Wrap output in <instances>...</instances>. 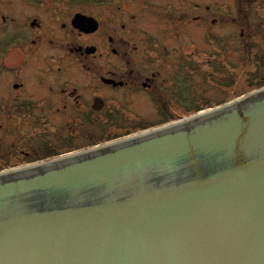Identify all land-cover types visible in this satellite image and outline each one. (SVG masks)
<instances>
[{
  "label": "water",
  "instance_id": "obj_1",
  "mask_svg": "<svg viewBox=\"0 0 264 264\" xmlns=\"http://www.w3.org/2000/svg\"><path fill=\"white\" fill-rule=\"evenodd\" d=\"M0 264H264V86L0 171Z\"/></svg>",
  "mask_w": 264,
  "mask_h": 264
},
{
  "label": "flooded vegetation",
  "instance_id": "obj_2",
  "mask_svg": "<svg viewBox=\"0 0 264 264\" xmlns=\"http://www.w3.org/2000/svg\"><path fill=\"white\" fill-rule=\"evenodd\" d=\"M234 1L241 25L247 28L249 11L261 9L263 2ZM214 7L213 1L200 0H0V162L28 154L16 147L18 140L8 146V124L25 120L47 126L54 118L50 110L57 99L65 114L81 123H102L105 113H112L110 107L120 105L115 98H107L109 92H126V97L148 93L163 122L182 118V59L198 54L184 56L183 27L201 21L216 24ZM75 18L82 19L80 24L73 23ZM260 31L252 28L257 43ZM53 43H61L63 58L82 71V81L78 76L75 82L56 83L54 74L63 68L51 63L29 85V64L24 68L22 48L28 44L36 49V56L52 61L54 55L41 54L40 49ZM136 59H141L140 65ZM15 134L23 138L19 130ZM88 137L90 142L98 139Z\"/></svg>",
  "mask_w": 264,
  "mask_h": 264
},
{
  "label": "rangeland",
  "instance_id": "obj_3",
  "mask_svg": "<svg viewBox=\"0 0 264 264\" xmlns=\"http://www.w3.org/2000/svg\"><path fill=\"white\" fill-rule=\"evenodd\" d=\"M212 1L215 4L213 17L217 19L216 24L201 21L198 25L183 27L184 56L193 51L198 54L182 59V118L193 114L192 109L212 108L264 86V0L261 9L249 11L250 23L244 29L234 0H200L208 4ZM145 17L147 16L142 18ZM252 28L261 30L259 43L253 41L252 36L256 34L253 35ZM59 44L61 43H53L46 49H40L41 54L46 52L54 55L52 61L36 56V49H31L28 44L22 48L24 68L29 64L26 71L30 74L29 80L27 79L29 85H32L40 72L44 71L43 68L51 63L55 68L58 65L63 68L60 74H54L56 83L66 79L75 82L74 79L78 76L82 81V71L76 68L70 59L63 58L65 50L61 49ZM29 51L33 52L26 53ZM207 54L209 57H204ZM110 61L117 66L115 59ZM136 62L140 65L141 59H136ZM125 95L126 92H109L106 95L109 96L107 98H115L120 105L116 108L110 107L113 108L112 113H105V121L98 124L76 121L75 117L65 114L67 111L62 109V103L58 99L50 110L54 118L45 124V127H42L41 123L25 120L9 123L6 139L8 146L18 140L16 147L28 150V154H17L7 161L2 160L0 171L50 158L48 156L55 152L48 153L47 149L50 147L56 149L58 156L164 124L151 95L142 92L132 93L130 97ZM190 110L192 111L189 112ZM18 130L22 132L23 138H17L15 132ZM34 130L40 131L35 134ZM43 130L48 132H41ZM26 135H30V138H24ZM89 135L98 136V143H89Z\"/></svg>",
  "mask_w": 264,
  "mask_h": 264
},
{
  "label": "trees",
  "instance_id": "obj_4",
  "mask_svg": "<svg viewBox=\"0 0 264 264\" xmlns=\"http://www.w3.org/2000/svg\"><path fill=\"white\" fill-rule=\"evenodd\" d=\"M192 110H194V113L195 112H197V111H199V110H201V109H199V108H196V109H192ZM192 110H190L189 112H191ZM166 122H169V121H166ZM166 122H163V123H166ZM98 140L99 139H96V140H91V142L90 143H94V144H92V145H95V144H97L98 143ZM95 142H97V143H95ZM52 155H49L48 157H54V156H56L57 154L54 152V153H51Z\"/></svg>",
  "mask_w": 264,
  "mask_h": 264
}]
</instances>
